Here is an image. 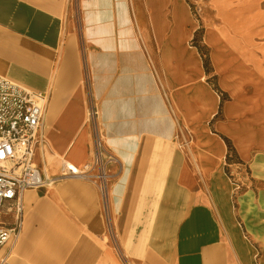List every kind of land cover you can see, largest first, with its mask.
I'll return each mask as SVG.
<instances>
[{"label":"crops","instance_id":"crops-1","mask_svg":"<svg viewBox=\"0 0 264 264\" xmlns=\"http://www.w3.org/2000/svg\"><path fill=\"white\" fill-rule=\"evenodd\" d=\"M166 1L157 7L144 0L134 17L126 1L123 19L116 0H80L84 32L80 39L69 32L64 43L65 25L76 31L71 16L64 22L66 0H0V75L50 97L47 142L37 159L45 174L49 147L85 167L98 136L121 165L112 194L114 241L99 187L62 178L46 195L25 194L23 235L11 253L0 249L2 259L15 253L13 264H237L203 197L215 204L228 195L226 140L235 141L241 160L251 154L248 113L259 114L264 101V49L222 51L219 67L206 72L200 50L186 46L184 21L178 26L163 14ZM258 20L264 24L262 14ZM190 58L201 66L189 68ZM11 222L0 216V224Z\"/></svg>","mask_w":264,"mask_h":264},{"label":"rangeland","instance_id":"rangeland-1","mask_svg":"<svg viewBox=\"0 0 264 264\" xmlns=\"http://www.w3.org/2000/svg\"><path fill=\"white\" fill-rule=\"evenodd\" d=\"M129 4L133 5L132 16H135L137 9L142 8V3L144 0H126ZM258 1V0H257ZM184 4L189 10V17H185L183 20L185 23L183 27V33L188 36L186 46L188 49L196 47L200 50L201 58L204 62L206 72H209L214 65L213 54L217 51L216 47L210 45L206 41L207 33L209 31H222L223 33H230V28L227 26L223 20L217 15L215 7H213V0H183ZM256 2V0H254ZM157 7H160V0H157ZM65 18L64 22H67V17L71 16L74 20L76 31H68L66 25L64 30H62V39L64 38V43L67 41V35L69 32L76 34L78 39L81 38L83 31L80 15V0H66L65 3ZM256 5L258 7H256ZM252 7L246 14V16L264 17V0H259L257 4ZM176 6V0H167L163 8V14L166 18L172 22L175 20L174 9ZM151 7V5H150ZM152 12V8H150ZM155 10H153L154 12ZM67 15V17H66ZM157 17L160 13L156 14ZM245 16V17H246ZM259 18L256 21H245L247 35L252 37L250 41L249 49L261 50L264 49V24L261 23ZM239 20V19H238ZM237 20V21H238ZM174 27V26H173ZM176 28V27H175ZM224 29V30H223ZM80 36V38H79ZM81 54H84L83 49H81ZM82 56V55H81ZM83 62V56H82ZM201 66V64H200ZM207 76V75H206ZM209 76V75H208ZM86 75H84V80ZM206 79V77H205ZM86 82V80H85ZM215 83L214 80L211 81ZM49 97V95H48ZM222 99H226V96H221ZM50 105V97L48 108ZM264 101L259 107V114L254 111V113H248L251 119L249 123L252 125L249 127L252 137L251 154L246 161L241 160L238 152V147L234 140H226L227 145V155L223 161L224 170L222 167V172L226 176V183L228 187L227 197H220L221 201H216L215 204L211 201L213 197H203L204 202L207 205L208 210L212 214L213 225L220 229L221 239L228 241L230 234H237L242 242V255L246 261L241 262V258L237 254V264H264V163H258V157H264V145L261 147L257 146L263 140L264 135ZM263 106V108H262ZM262 109V110H261ZM257 116H256V115ZM256 118H258L256 120ZM90 124V122H89ZM92 129L97 127V124H90ZM213 132H215L213 130ZM192 133H189L188 142L193 141ZM255 138V141H254ZM230 146L233 151H230ZM257 146V147H256ZM51 150L54 154H51ZM98 151L93 148L92 152V165H91V177H77L92 181L95 183L100 190L101 196L104 198V211L105 217L108 221L110 227V241H114L113 236L116 219L119 214L116 211V205L114 204V197H112L114 185L117 182L118 177L121 174V165L118 163L116 157L107 152L105 146L104 149H99ZM45 157L48 165L46 164L47 176L51 180L54 179H64L69 178L63 176L65 168V160L63 155L58 154L54 147L48 148L45 151ZM102 152V155H99ZM104 176L106 179L103 180L101 177ZM57 182V181H56ZM56 184V183H55ZM55 184L48 189L35 190L36 196L46 195L52 192L55 188ZM106 184V186H103ZM28 192L26 193L27 196ZM251 197L252 206H247L243 204V201ZM219 202V203H218ZM222 215V216H221ZM251 224V228L249 225ZM253 226V227H252ZM13 258L11 262L16 258L15 253L12 255ZM2 259V254L0 255V261Z\"/></svg>","mask_w":264,"mask_h":264},{"label":"built area","instance_id":"built-area-1","mask_svg":"<svg viewBox=\"0 0 264 264\" xmlns=\"http://www.w3.org/2000/svg\"><path fill=\"white\" fill-rule=\"evenodd\" d=\"M48 103L47 94L34 92L0 75V216L12 220L10 225L0 224V249L9 246L10 253L23 235L25 194L48 189L57 181L51 180L37 162L47 142ZM97 117V110L92 108L88 121L94 124ZM95 145L100 151L105 143L98 136ZM7 259L8 256L3 257L0 264H6Z\"/></svg>","mask_w":264,"mask_h":264},{"label":"bare ground","instance_id":"bare-ground-1","mask_svg":"<svg viewBox=\"0 0 264 264\" xmlns=\"http://www.w3.org/2000/svg\"><path fill=\"white\" fill-rule=\"evenodd\" d=\"M259 0L254 2V0H213V7H215V11L217 15L223 20V22L229 26L230 33L226 31V33H223L222 31H209L207 33L206 41L210 44L216 47V52L213 54V62L214 64L219 67L221 63V59L219 58V53L222 51H228L233 50L236 53H242L249 51L250 47V37L247 35V29H246V23H249L250 21H256L257 17H248L246 14L249 10L254 7V5L257 4ZM116 5L118 8V14L119 18L125 19L127 7H126V1L125 0H116ZM256 7H258L256 5ZM246 16V17H245ZM174 17L176 20V23L178 26L181 25L185 17H189V10L184 4L183 0H176V6L174 9ZM239 19V20H238ZM238 20V21H237ZM248 21L245 23V21ZM262 50V49H261ZM200 66V63L198 60L191 59L188 62L189 68H197ZM206 106L207 103H204ZM229 109V108H228ZM228 113L232 116L235 114V111L228 110ZM235 137L237 136L236 133H234ZM264 140V139H263ZM262 140V141H263ZM242 140H240L241 142ZM255 141V138H254ZM244 142V143H243ZM243 147L247 146V141L241 142ZM67 165V166H66ZM91 165L92 162H88L85 167H78L72 162L65 161V168H64V174L67 177H91ZM49 176V174H48ZM103 180L106 178L104 176L101 177ZM117 187L113 190V192H116ZM30 194H28L29 196ZM244 205L252 206V199L251 197H248V199L243 201ZM251 228V224L249 225ZM253 227V226H252ZM231 243L233 244L235 250L237 251V254L241 258V262L246 261L244 256L242 255V242L237 234H230ZM7 264H13L10 260H7Z\"/></svg>","mask_w":264,"mask_h":264},{"label":"trees","instance_id":"trees-1","mask_svg":"<svg viewBox=\"0 0 264 264\" xmlns=\"http://www.w3.org/2000/svg\"><path fill=\"white\" fill-rule=\"evenodd\" d=\"M230 151H233V148L230 146Z\"/></svg>","mask_w":264,"mask_h":264}]
</instances>
